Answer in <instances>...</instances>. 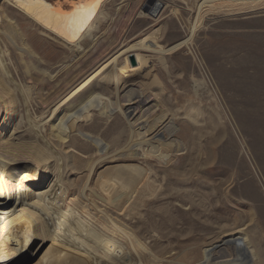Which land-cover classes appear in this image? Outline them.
Instances as JSON below:
<instances>
[{"label":"rangeland","instance_id":"374dc122","mask_svg":"<svg viewBox=\"0 0 264 264\" xmlns=\"http://www.w3.org/2000/svg\"><path fill=\"white\" fill-rule=\"evenodd\" d=\"M156 4L160 9L154 14L151 8ZM194 5L193 0H113L106 5L109 16L99 32L102 44L94 63L85 65L82 79L106 56L157 34L158 45L171 50L163 59L155 52L142 51L147 62L142 73L132 76L120 93L151 95L152 102L143 108L144 119L149 128L156 125V130L149 131L148 138L171 127L168 131L175 130L173 138L181 151L176 153L177 143L170 140L171 147H163L168 159L162 162L122 158L96 169L88 194L97 201V210L119 208L118 219L148 246L158 264H199L205 249H212L211 264L246 262L239 255L227 256L224 243L228 239L240 248V241L246 240L264 264V0L246 7L204 10L202 23L185 43L196 26ZM172 9L178 10V17L171 14ZM7 12L42 58V68L57 72L70 60L65 49L40 36L16 10L8 8ZM17 53L16 72L24 81V63L29 61ZM51 87L44 86V93H50ZM41 109L34 94L31 116ZM12 118L7 131L15 130L16 137L31 143L34 138L25 109L15 111ZM80 131L108 144L117 143L116 148L129 136L119 116L105 125L96 114L80 125ZM72 145V153L81 159L69 156L64 177L77 193L85 182L83 158L87 155L83 153L89 149L77 139ZM108 166L110 171L102 174ZM26 167L32 170L23 175L25 180L0 193L6 254L9 244L16 249L19 230L27 228L42 193L57 176L54 165ZM6 260L14 264L12 257ZM145 264L152 263L145 260Z\"/></svg>","mask_w":264,"mask_h":264},{"label":"bare ground","instance_id":"6f19581e","mask_svg":"<svg viewBox=\"0 0 264 264\" xmlns=\"http://www.w3.org/2000/svg\"><path fill=\"white\" fill-rule=\"evenodd\" d=\"M112 1L0 0V193L18 187L25 180L23 175L32 170L26 166L54 165L57 170L53 184L42 193L41 201L26 222L27 228L23 232L19 230L16 249L13 250L9 244L7 254L3 250L7 236L3 234L7 228L4 225L6 219H2L3 200L0 199V264H6L10 257L14 264H145V260L158 264L148 246L118 219L119 214L116 213H119V208L115 212L106 207L102 211L97 210V201L88 194L96 169L112 165L122 158H155L162 162L168 159L163 154V147H171L167 144L170 140L172 144L177 143L174 151H181L180 143L176 137L173 138L175 130L168 131L171 127H165L162 129L164 132L157 131L148 138L149 131L156 127L149 128L144 119L143 108L152 102L151 95L142 91L136 96H121L120 93L126 89L132 76L142 73L147 63L142 51L155 52L163 59L171 50L158 45L157 34L120 49L108 58L106 56L107 59L101 58L95 69H91L85 78L81 77L85 65L94 63V57L99 53L103 38L99 32L109 16L106 5ZM193 1L197 9L196 26L185 43L192 40L197 25L202 23L204 10L208 12L211 9L212 12L225 7H246L263 0ZM159 6L154 5L152 13L157 14ZM8 8L16 10L40 36L65 49L70 60L57 72L42 68V58L28 43L25 31L9 16ZM171 14L179 15L177 9H172ZM16 52L21 60L29 61L24 63V81L16 72ZM130 57H134L132 66ZM34 72L36 77H33ZM46 85L52 86L50 93H44ZM34 94L42 109L38 115L34 112L31 116ZM107 96H115L116 100H108L107 105L108 101L104 100ZM20 108L25 109L28 116L29 130L34 138L31 143L16 137L15 130L7 131L8 121H13V113ZM96 114L105 125L113 117H121L128 129L126 143L116 148L117 143L108 144L99 136L81 132L80 125L91 121ZM74 139L89 149L83 153L87 155L83 158L86 162L85 182L77 193L70 190L64 177V166L69 156L79 158L71 150L75 149L72 145ZM110 169L108 166L101 173L106 175ZM224 244L227 256L239 255L247 260L240 264L261 263L260 253L251 249L246 240L240 241L241 248L233 239ZM211 254L212 249H205L203 261L199 264H211Z\"/></svg>","mask_w":264,"mask_h":264}]
</instances>
